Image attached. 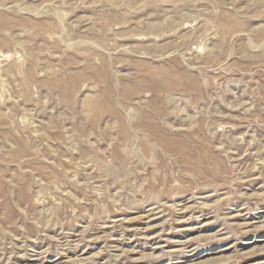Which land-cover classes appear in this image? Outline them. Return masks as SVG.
Instances as JSON below:
<instances>
[{"label":"rangeland","instance_id":"374dc122","mask_svg":"<svg viewBox=\"0 0 264 264\" xmlns=\"http://www.w3.org/2000/svg\"><path fill=\"white\" fill-rule=\"evenodd\" d=\"M0 264H264V0H0Z\"/></svg>","mask_w":264,"mask_h":264}]
</instances>
